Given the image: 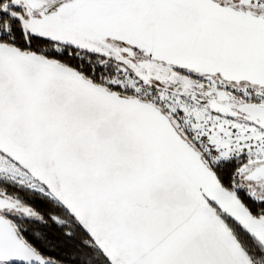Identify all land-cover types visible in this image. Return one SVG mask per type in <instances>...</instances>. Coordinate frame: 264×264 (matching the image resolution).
I'll use <instances>...</instances> for the list:
<instances>
[{
	"label": "snow or ice",
	"instance_id": "6c2138e0",
	"mask_svg": "<svg viewBox=\"0 0 264 264\" xmlns=\"http://www.w3.org/2000/svg\"><path fill=\"white\" fill-rule=\"evenodd\" d=\"M0 264H264V0H0Z\"/></svg>",
	"mask_w": 264,
	"mask_h": 264
}]
</instances>
